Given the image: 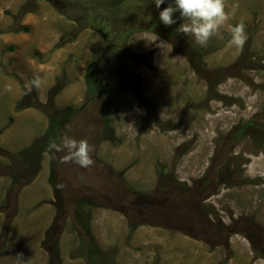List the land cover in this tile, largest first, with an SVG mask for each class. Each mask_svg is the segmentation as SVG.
<instances>
[{"label": "rangeland", "instance_id": "1", "mask_svg": "<svg viewBox=\"0 0 264 264\" xmlns=\"http://www.w3.org/2000/svg\"><path fill=\"white\" fill-rule=\"evenodd\" d=\"M123 1L60 0L62 14L50 0H0V264H87L81 209L114 264H264V0L185 12L129 0L112 26ZM161 4L181 39L151 28ZM92 13L126 38L128 75L106 96L86 91L90 62L98 94L110 81L92 48L111 29ZM66 106L59 139L31 162L24 150ZM118 213L107 245L101 222Z\"/></svg>", "mask_w": 264, "mask_h": 264}, {"label": "trees", "instance_id": "2", "mask_svg": "<svg viewBox=\"0 0 264 264\" xmlns=\"http://www.w3.org/2000/svg\"><path fill=\"white\" fill-rule=\"evenodd\" d=\"M54 3L55 8L57 9V11L59 13L63 14L62 9H60L61 7H59V1L58 0H50ZM136 2H138L137 0H135ZM170 1V5L171 7H175L178 8L180 10V12H185V8L186 6L193 0H169ZM67 6L69 5L74 6L73 4H67L64 3ZM128 5H131V3L128 1H123V5L118 8H113L114 10V14H113V18L109 19L110 22L109 24L112 25V23H116V21L118 20V14L119 13H124V9H126V7ZM148 5V4H146ZM63 6V5H62ZM145 6V5H144ZM162 6L164 8H162L161 12L155 14L153 16V20H151V28L152 29H158L161 31V34H164L165 36L169 33V34H174L175 36H177V38L181 39V34L179 33V24H180V16L176 15L173 16L170 14V11L172 8H166L164 5H159ZM128 8V7H127ZM81 11L84 12H89L90 9L86 8V7H82L80 8ZM145 9L148 11V7L145 6ZM93 15V20L95 22V25L97 26L96 28L98 30H104V29H111L110 33L106 32V37L103 41L102 44H98L96 46H94L92 48V57L94 60H97L100 65L102 67H104V72L107 73V77L110 78V81H108L106 84L107 90L106 91H101V94H98V89L96 87V82H92L87 75V71H88V67L91 65L92 62H90V64L88 65V67H86V71H85V80H87L88 82V86L86 88V91L90 94H92L91 96H97V95H101V96H106V92L108 91V89L111 86V81H116V78L114 76V74H118L119 77L126 76V74L128 75V73L124 72V65L122 63V57L123 55H121L122 51H120V49L118 47H116V45L119 44L118 40H122L125 43V35L124 33H122V35H118L117 33H119V29L115 26L111 27L110 25L107 26V23L101 21V19H97L96 15L94 13H92ZM125 16V15H124ZM126 21H131V17L127 14V16L125 18H122V27H126L127 23ZM113 26V25H112ZM120 34V33H119ZM168 34V35H169ZM119 38V39H118ZM57 46V45H56ZM102 48H104V50L107 51V53L105 55L101 54L102 52ZM119 66H121V69L119 68ZM117 76V75H116ZM132 80L134 79V77L131 78ZM128 80V77L127 79ZM119 84L123 83V77L121 79L118 80ZM116 83V82H115ZM64 84L60 83L58 85H56L53 89V93L55 92H59L62 88H63ZM104 92V93H102ZM91 96H88L87 98H90ZM108 99V98H107ZM20 104V102H19ZM75 112V110L71 107V106H66L64 107L62 110H56L55 112L51 113L50 115V119H49V124L48 127L46 129V133L45 136H41L39 138H37L35 140V142L32 143V145L30 147H28L27 149H25V153L29 154L31 157L30 161L31 162H35L38 161L40 158V154L41 152H43L44 150L48 149V145L49 143H51L52 141H57L59 139L61 130H63V125L64 123H66L67 121L70 120L72 114ZM0 151H4L1 147H0ZM24 151H20L21 154H24ZM53 177V171H51V175L50 177ZM15 179V177H14ZM57 216L56 215L54 218V221L51 223L48 232L51 231L52 229L55 228L56 223H57ZM88 214L86 213L85 210L81 209L78 211L77 213V221L80 222L81 225H83V227L85 228V232L84 234L81 235V250L83 251V255H85L86 258V262L87 264H114V262H111L112 259L109 260V254H106L105 252H103V250L97 245V243H95L93 241V237L91 234V230L89 228V221L87 219ZM88 237V239H87ZM90 238V239H89Z\"/></svg>", "mask_w": 264, "mask_h": 264}, {"label": "crops", "instance_id": "3", "mask_svg": "<svg viewBox=\"0 0 264 264\" xmlns=\"http://www.w3.org/2000/svg\"><path fill=\"white\" fill-rule=\"evenodd\" d=\"M118 216H120L119 213L117 215L111 214L108 217H106L105 222L103 221L101 222V229L104 232V236L101 239L103 242H104L103 239H106L107 242L105 243H108L107 245L115 244L116 241L118 240V237L115 236V233H117V235H120L121 233L120 227L118 226L120 224L119 221L120 219Z\"/></svg>", "mask_w": 264, "mask_h": 264}, {"label": "flooded vegetation", "instance_id": "4", "mask_svg": "<svg viewBox=\"0 0 264 264\" xmlns=\"http://www.w3.org/2000/svg\"><path fill=\"white\" fill-rule=\"evenodd\" d=\"M144 201H147V199L144 200ZM144 201H143V202H144ZM143 205H146V204H145V203H141V204L139 203V206H143Z\"/></svg>", "mask_w": 264, "mask_h": 264}, {"label": "bare ground", "instance_id": "5", "mask_svg": "<svg viewBox=\"0 0 264 264\" xmlns=\"http://www.w3.org/2000/svg\"><path fill=\"white\" fill-rule=\"evenodd\" d=\"M232 7V6H231ZM230 9V8H229ZM236 9V8H235ZM227 10V9H226Z\"/></svg>", "mask_w": 264, "mask_h": 264}]
</instances>
